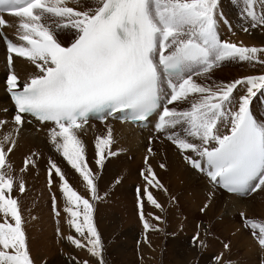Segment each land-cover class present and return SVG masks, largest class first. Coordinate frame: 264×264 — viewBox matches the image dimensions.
<instances>
[{
  "label": "snow or ice",
  "instance_id": "6c2138e0",
  "mask_svg": "<svg viewBox=\"0 0 264 264\" xmlns=\"http://www.w3.org/2000/svg\"><path fill=\"white\" fill-rule=\"evenodd\" d=\"M219 3L220 0H92L90 5L88 0H0V11L19 18L16 31L23 42L17 44L2 37L8 65H13L15 56L37 70L24 83L15 71L6 80L16 114L13 131L0 140V264H34L18 200L11 196L16 182L8 171L15 135L29 117L51 124V143L86 182L92 200L99 198L97 185L79 133L91 117L106 120L111 116L137 123L147 121L154 113L158 117L155 130L179 151L189 153L184 158L194 169L203 171L201 161L205 162L212 182L236 194L264 190V125L250 111L253 98L264 95V75L216 87L196 79L225 62L264 63V48L221 39ZM242 6L248 19L243 31L264 27V0H242ZM0 26H8L2 16ZM65 30L74 37L68 46L57 39V32ZM241 86L243 94L234 96ZM177 102H187L190 108L167 106ZM6 123L0 120V129ZM220 126H226L230 134H220ZM113 143L111 128L106 136L97 137L96 163L101 168L107 155H115L111 151ZM148 152L153 154L151 147ZM30 164L35 166V161L25 160L24 170ZM53 170L62 182L68 223L83 238L69 235L67 241L77 249L86 248L98 264H104L93 204L72 188L55 162L48 170L49 186ZM146 172L141 173L146 185L162 187L151 166ZM18 190L25 191L23 182ZM137 192L140 196L139 189ZM143 196L156 208L161 207L148 188ZM143 196L138 200L140 219L144 229L149 230ZM52 200L55 208V195ZM247 226L264 249V224L247 220Z\"/></svg>",
  "mask_w": 264,
  "mask_h": 264
},
{
  "label": "rangeland",
  "instance_id": "374dc122",
  "mask_svg": "<svg viewBox=\"0 0 264 264\" xmlns=\"http://www.w3.org/2000/svg\"><path fill=\"white\" fill-rule=\"evenodd\" d=\"M228 2L229 0H220L218 6V13L221 14L220 17L224 14L228 15L229 13L236 12V8L231 7L230 2L229 4ZM88 3L91 5L92 0H88ZM235 4L237 5V7L240 6L241 8L242 0H236ZM238 12L241 11L239 10L236 13ZM220 21L222 28H224L222 30L223 33H225L226 35H230L234 39V43H237L238 45L242 43L243 46L250 47V45L247 44L245 40H250L249 31H252V28H250L248 32L242 30L243 27L248 26V23H245L247 25L234 23V25L232 26V24L230 25L224 19V16L220 18ZM63 34L64 31H61L60 34H57V39L60 43L62 42V44L64 42L62 40ZM65 37L69 40L64 42L63 45H69L74 39L73 35L68 31H66ZM251 47L264 48L263 45H260L258 43H256V45H252ZM259 75H264V63L225 62L219 67H216L211 73L207 74L206 76H202L201 83L204 85H211L213 87L224 86L244 77ZM242 87L243 86L239 87L233 95L239 97V95H241L240 93H243ZM252 103L254 105L256 116L259 119H262L264 116V95L258 94L257 97L253 98ZM176 107L179 108V110H187L190 108V104H188L187 102H180V104L174 106V108ZM108 128L109 127H106L104 124L101 125V127L96 128L92 133H79V137L85 146V156L87 155L89 157L88 158L86 156L88 158L87 163L90 168H92L91 165L95 168L91 169L94 176H109V178L105 182H102L100 184V193L97 192L99 198L96 200L91 199V193L87 187L86 182L83 181V178L80 177L79 173L71 168L66 159H64V157L62 156V153L56 151V148L53 144L48 145L44 142L41 145V150L45 155L44 158L47 160V162L37 163L38 173L36 179L33 182L22 179L21 170H23V172L27 171L24 170V165L21 168L20 163L19 168L17 169L15 163L11 164V169L8 171L10 175H15L13 177L16 182V186H14L11 196L18 200L24 222L23 227L27 233V245L34 264H64L63 262L52 263L53 260L50 256L42 260L41 263L36 262L32 258L31 248L28 243L31 239L35 240L37 238L32 237L30 233L32 231H37L36 228L45 230L50 227H53V229H55L59 233H66L65 238H58L56 240L58 247L60 245V242H62L63 245L62 248H58V252L60 251L58 257L60 259L68 256L72 257L71 259L75 261L74 263L80 264L79 256L82 257V255L84 254L85 260H89L90 262L93 261V258L90 257V254L86 248L77 249L67 241V237L69 235H73L75 238L80 237L75 233L74 229H72L68 223L69 217L68 214L64 211L66 201L62 196V182L59 180V177L56 176V178H52V180H54L55 186H53V183L51 184L52 187L48 186V183L46 184L45 182V174L49 170L52 162H55L56 165L61 169L72 188L77 191L78 194H80L82 197L89 199L93 204L94 222L97 231L100 234L102 242H106V238L103 236V233L99 227V214H104L108 218V213L113 211L119 197L122 198V201L120 202V205L122 206H125L123 204V201H129V197H131L137 205L138 200L141 196H143L144 189L148 188L149 191L152 190L151 192L152 194H154V198L161 205L160 208H157L159 210L158 216H154L160 217V219L157 221H160V223L163 224V229L160 230L157 224H155L154 230L144 229L143 222H141L138 217L139 213L136 212V215L133 217V219H131L130 224L125 226L124 228H115L112 221L109 219L107 220L108 223L112 227H114L111 238L114 236L120 237L122 233H125L126 236H128L131 240L129 246L133 245L134 248H139L137 249L138 251L142 250L140 249L142 242L146 241L147 238H159L161 240L159 245L161 246L156 247L158 251L162 252V255L161 253H159V255H161L159 257L160 259L156 260V263H159L160 260L159 264H164L165 261V264H264V250H261L260 247L256 244L253 237L251 236L252 232L250 230V227L247 226V220H252L259 224H264V192L261 194L255 192L248 201V208L243 212H237L235 210L232 213L227 211V215V212L223 211L215 218L208 217L201 209H193L195 205L192 202L197 200L194 195L195 188L193 190V187H195L197 183L199 184L201 180L196 181V179H194L193 182L191 181L192 184H187V182L178 179L179 177L177 178L174 175V177H172L167 167L164 168V171L163 169H156L158 165H156L155 163L159 162L158 158L160 154L155 144H153V154L145 152L151 157L150 160L147 159V164H145V160L141 161L139 159V155H136L133 151V153L131 154V147H129L128 145L125 147V144H121L118 142H114L111 146V151L115 153V155H107L104 163L114 162L120 164L113 165L110 168L102 167L99 169L98 167L96 168V166L91 164L96 163V160L98 158L97 150L95 148L97 137L106 136ZM228 131L229 130L223 132L227 133ZM223 132L221 134H225ZM43 137L45 140H50V138L46 136ZM148 145H146V147ZM128 147L130 149L129 151H127ZM184 154L189 155V153ZM192 154L194 153H191L190 155ZM118 155H120V158ZM139 160L141 163H137ZM156 160L158 161L156 162ZM122 164L128 168L125 170ZM130 164L132 166L136 165V169L134 168L135 166H133L132 170ZM142 165L144 166L142 167ZM152 165H156V167H153ZM149 166H151L153 170H156L155 173L158 180L166 182H160L162 187H158L155 189L146 185L141 173L147 174L146 169ZM142 168L143 171L140 170ZM99 172L101 174H99ZM164 177H166L167 179L165 178L166 180H163ZM172 178L173 180H171ZM177 179L180 180L183 184H180V181L176 183L178 181ZM47 180H49V177H47ZM20 182H23L25 185V191L23 193H20L18 190V185ZM184 182L187 188L190 187L188 188V191ZM177 184L181 185L180 188L185 186L186 189L182 188L184 190V193L181 192L182 189L178 188L179 186ZM122 187L127 188V191L125 193H122ZM51 189L53 191H51ZM138 189L140 190V196H138ZM191 189L194 194L192 193ZM186 192H189V194H186ZM53 195H55L56 197L55 208H53ZM190 195L192 196L190 197ZM101 196L103 197V199L101 198ZM145 202H148L147 199H145ZM57 211L60 213L59 216L56 215ZM241 213H243L244 215L242 216ZM0 222H3L2 213H0ZM9 222H12L10 217ZM33 225L34 227H32ZM28 237L32 238H30L29 240ZM47 237L49 238V235ZM80 239L83 240V238ZM225 244L228 245V248L224 247ZM76 252L79 255L76 254ZM80 253L83 254L80 255ZM53 258L55 257L53 256ZM122 260L123 259H121L120 261Z\"/></svg>",
  "mask_w": 264,
  "mask_h": 264
},
{
  "label": "bare ground",
  "instance_id": "6f19581e",
  "mask_svg": "<svg viewBox=\"0 0 264 264\" xmlns=\"http://www.w3.org/2000/svg\"><path fill=\"white\" fill-rule=\"evenodd\" d=\"M234 1L236 2V0H229L230 6L236 8V12L239 10L241 12L229 13L228 15L224 14L223 15L224 19L230 25L232 24V26L234 25V23H238L240 25L248 23V19L243 14V6H241V8H240V6L237 7V5L235 4ZM229 2H228V4H229ZM231 3H232V5H231ZM70 6L76 7L75 4H71ZM237 9H239V10H237ZM256 9H257V11L260 10V4L259 3H257ZM223 16H221V17H223ZM245 25H247V24H245ZM223 29L224 28H222L221 24H219V34L221 36V39L234 43V39L230 35H226L225 33H223V31H222ZM249 32H250V36H249L250 40H245V39L244 40L246 41L247 44L250 45V47L252 45H256V43L264 46V27L252 28V31H249ZM65 33H66V30L64 31V34L62 37V40L64 42L69 40L65 37ZM239 40H241V39H239ZM64 42H63V44H64ZM15 64L18 68H27L26 65L21 61H16ZM28 69L30 70V68H28ZM5 75H6L5 52H4V49L2 48V45L0 44V109L6 108L10 105L9 101H8V99L4 93L3 81H4ZM196 79L199 83H201L202 77H197ZM240 94L242 95L243 93H240ZM178 104H180V102H177V104H174V106H177ZM105 126L111 128L113 130L114 142H118L121 144L123 143V144H125V147L127 145L129 147H131V150L128 147L127 151L130 150L131 154L134 152L136 155H139V159L141 161H144L146 157H147V159L150 160L151 157L147 153H145L146 149H147L146 145H148L147 137H145L144 135L136 133L133 130V128L130 126H121L120 124H117V123H106ZM14 127L15 126H12V125H5L2 129H0V140H2L3 136L6 135L8 132L13 131ZM98 127H101V125L95 124V123H89L88 126H85V130L83 132H80V133H88L89 134V132L92 133ZM223 133H225V132H223ZM229 133H230V131L228 133H225V134H229ZM43 136H46V135H43L41 133L36 132L30 126H26V127H24V129H20L19 133L15 135L16 146L13 149V151L8 155V163H10V164L15 163L17 166V169L19 168L20 163H21V168H22L24 165V161L29 159V158H31L32 160L35 161V166H32L30 164L28 166L26 172H23V170H21L22 173L20 172L22 174V179H26L29 182H33L37 177V173H38L37 163H46L47 162V160L44 158L45 155L43 154V152L41 150V145L44 142L48 145H52V143H51V140H45ZM48 138H50V137H48ZM154 144L158 148V152L160 154V156L158 158L160 163L157 162L158 160H156L157 163H155V164L158 166L156 167V165H152L153 167L155 166L156 169L157 168L163 169V171H164V168L160 167L161 164H164L165 167L168 168V171L172 177H174V176H176L177 178L179 177L178 179L187 182V184L191 183V181L193 182L194 179H196V181L201 180V182L199 184L198 183H197V185L194 184L195 187L192 186L193 190L195 188V190H194L195 194L191 189L192 193L195 195V197L197 199L196 201L192 202L195 205L193 207V209H196V210L201 209L208 217L215 218L218 215H220V213L223 211L224 212L228 211V212L233 213L236 210L237 212H240V211L243 212L244 210H246L248 208V201L252 196H250L249 198H241V197L235 196V195H228L219 189L211 190L202 177H200L197 173H195L193 170L188 168L182 162L181 155H185L183 152H181V151L175 152L169 144H167L166 142H164L162 140H156L154 142ZM118 156L120 158V155H118ZM88 158L86 160H88ZM93 159H95V158H93ZM140 160L137 163H139ZM91 164L96 166V168L98 167V169L101 168L97 163H91ZM116 164H120V163H114V162L113 163H104L103 167L104 168H110ZM133 166H135L134 168L136 169V165H133ZM133 166L131 165L132 170H133ZM143 166L144 165H142V167ZM91 167L94 168L92 165H91ZM124 168L126 170L128 167L124 166ZM140 170L143 171V168ZM155 171L156 170H154V172ZM99 174H101V173L99 172ZM47 175H48V171L45 174L46 184L48 183V180H47L48 176ZM13 176H15V175H13ZM56 176L57 175L54 172L52 178H54V177L56 178ZM108 178H109L108 175H104L103 177H100L99 175H97L95 177V183L97 185V190H98L97 192L98 193H100V184L102 182H105ZM165 178L166 177H164L163 180ZM159 179H161V178H159ZM139 180H140V177H139ZM171 180H173V178ZM180 180H178L177 182L175 181V182L178 183ZM159 181L161 183L165 182V181L163 182L161 180H159ZM185 182H184V184H185ZM52 183H53V186H55L54 180H52ZM181 183L182 182L180 181V184ZM48 185H49V183H48ZM178 186H177L178 188L181 187V185H178ZM185 186H186V184H185ZM185 186H183L182 188H185ZM188 186H190V185H188ZM182 188H180V189H182ZM186 188H187V186H186ZM188 188H190V187H188ZM188 188H187V191H188ZM51 191H53V190L51 189ZM121 191H122V193H125L127 191V188L122 187ZM150 191H152V190H150ZM179 191H181V190H179ZM183 191L184 190L182 189L181 192H183ZM191 191H190V193H191ZM263 192H264V190L257 191L258 194H261ZM186 194H189V192L188 193L186 192ZM191 196L192 195H190V197ZM101 198L103 199L102 196H101ZM134 199H135V196H134ZM145 199H146V196H144V199H143L144 200L143 213H144L145 219L148 221V223L151 226L149 230H154L155 224H157L159 226L160 230H162L164 227L163 224L160 223V221L158 222L157 219H155L159 214V210L155 206H153L150 202H149V204H148V202H145ZM121 201H122V198L119 197L116 205L114 206L113 211L108 213V218L104 214H99V216H98L99 227L103 233V236L106 238V242L101 241L103 244L102 245L103 246L102 255H103L104 264H106V263L107 264L108 263L109 264L110 263H114V264H159L160 260H159V263H156V260L160 259L159 257L162 255V252L158 251V249H156L157 246L158 247L161 246V245H159L161 242V240L159 238H147L146 241L142 242V245L140 248L142 250H139V251L137 250L139 248H136V247L134 248L133 245H131L132 247L129 246L131 240L129 239L128 236H126L125 233H122V235L120 237L114 236L111 238V234L114 231V227H112L108 223V221H107L108 219L112 221L115 228H124L125 226L130 224L131 219H133V217L136 215V212H138L139 213V216H138L139 220L141 222H143L140 219V208L138 206L139 203H137V205H136L134 200L131 197H129L128 202L123 201V204L125 206L120 205ZM228 212L226 213L227 215H228ZM154 215H157V216L155 217ZM152 223H154V224H152ZM32 227H34V225ZM40 229L36 228L37 231H32L30 233V235H32V237H36L37 239L34 238L35 240H33V239L30 240V238H32V237H30V238L28 237V239L30 240V242L28 244L31 248V252H32L31 255H32V258L36 262L41 263L42 260H44L45 258L50 256L51 259L53 260L52 263L63 262L64 264H76V263H74L75 261H73V259H71L72 257L67 256V257H64L62 259H60L58 257V254L60 252V251L58 252V250H59L58 248L59 247L62 248L63 245H62V242H60V245L58 247L56 240L58 238H65L66 233H59L58 231L53 229V227H50V228L45 229V230H40ZM25 233H26V231H25ZM48 235H49V238L47 237ZM26 237H27V233H26ZM162 237H163V235H162ZM104 245H107V246H104ZM48 249L50 252L48 251ZM159 253H161V255H159ZM76 254H78V253L76 252ZM81 254H83V253H80V255ZM53 256L55 258H53ZM90 257H92V256L90 255ZM79 258H80L79 263L83 264V262L85 261L84 254L82 255V257L79 256ZM92 258H93V261L90 262L89 260H87L88 263L89 264H98L97 259L94 257H92ZM121 259H123V260L120 261ZM165 262H164V264H165ZM166 264H168V263H166Z\"/></svg>",
  "mask_w": 264,
  "mask_h": 264
}]
</instances>
